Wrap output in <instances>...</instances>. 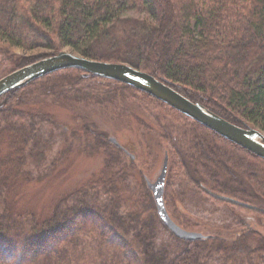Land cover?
Listing matches in <instances>:
<instances>
[{"label": "trees", "instance_id": "16d2710c", "mask_svg": "<svg viewBox=\"0 0 264 264\" xmlns=\"http://www.w3.org/2000/svg\"><path fill=\"white\" fill-rule=\"evenodd\" d=\"M130 9H142L145 16L127 17ZM9 46L48 51L31 61L24 58L12 71L69 47L91 59L146 71L230 122L264 132V0H0V56L10 53ZM84 74L77 68L57 70L0 97V140L9 143L0 157V170L6 169L0 177V264H264V235L243 219L230 239L175 236L158 215L145 175L146 201L144 196L124 209L121 192L129 185L119 161L129 155L97 132L80 146L84 152H107L100 178L61 199L48 218L10 210L6 193L14 180H31L22 171L24 155L31 142L38 145L46 119L18 108L34 103L21 93L72 88ZM113 82L190 122L188 129L162 126L165 139L179 141L165 150L168 174L174 154L175 165L194 184L193 190L183 183L187 194L201 192L204 199L254 214L257 221L264 218V158L161 100ZM168 174L166 207L180 225ZM196 201L199 207L202 200Z\"/></svg>", "mask_w": 264, "mask_h": 264}, {"label": "rangeland", "instance_id": "374dc122", "mask_svg": "<svg viewBox=\"0 0 264 264\" xmlns=\"http://www.w3.org/2000/svg\"><path fill=\"white\" fill-rule=\"evenodd\" d=\"M144 16L142 9L127 11V17L130 18L141 19ZM9 50V54L0 56V79L11 73L24 58L31 61L48 52L45 49L28 50L10 46ZM62 50L79 54L69 47ZM64 88L48 93L32 91L28 95H24V91L20 95L30 96L28 101L34 102L19 106L20 110L42 115L46 119L40 123L38 145L31 142L32 146L24 155L22 171L31 180H14L6 193L10 210L15 213H33L40 220L48 218L61 199L86 182L100 178L107 152H84L80 146L92 136V132L108 139L117 138L135 155L134 160L125 154L120 155L119 166L126 170L129 185V191L121 192L123 208L130 209L135 200L142 201L144 196L146 201L143 175L155 181L162 168L165 150H173L175 143L179 144L178 140L163 137L162 126L173 129L181 125L188 129L190 122L182 117H174L166 108L145 95L133 92L113 80L84 74L79 85ZM0 141V157H4L9 151V143L4 138ZM68 145H73L72 149L62 155ZM173 155L168 180L175 184L170 191L176 199V219L182 227L230 239L241 230L237 223L243 219L264 235V218L257 221L254 214L243 209L204 199L201 192L187 194L183 183L190 184L193 190L194 184L184 177V170L175 165ZM5 174V168L0 170V177ZM197 198L202 200L199 207ZM234 219L238 221L234 222ZM164 234L168 237L167 233Z\"/></svg>", "mask_w": 264, "mask_h": 264}, {"label": "water", "instance_id": "95a60500", "mask_svg": "<svg viewBox=\"0 0 264 264\" xmlns=\"http://www.w3.org/2000/svg\"><path fill=\"white\" fill-rule=\"evenodd\" d=\"M66 68H77L83 70L85 75H95L101 78L118 81L141 90L175 108L193 120L200 122L207 128L214 130L223 137L264 158L263 131L256 128L236 125L207 109L201 103L193 102L156 76L127 63L100 61L67 50H61L55 55L28 64L2 77L0 79V97L10 90L23 87L42 76ZM110 141L122 148L131 158H135V155L124 148L117 138L110 137ZM168 168L169 154L166 152L161 171L156 180L151 181L146 177L147 186L153 193L161 221L175 236L182 240H198L208 237V235L202 232L183 228L170 216L164 198ZM210 194L218 199L239 206L255 208V206L251 204L229 196L212 192H210Z\"/></svg>", "mask_w": 264, "mask_h": 264}]
</instances>
